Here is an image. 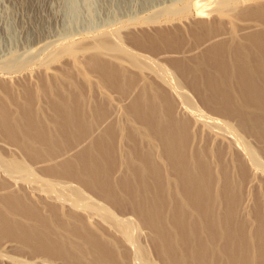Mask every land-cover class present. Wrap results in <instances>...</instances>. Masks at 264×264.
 <instances>
[{
    "label": "rangeland",
    "instance_id": "1",
    "mask_svg": "<svg viewBox=\"0 0 264 264\" xmlns=\"http://www.w3.org/2000/svg\"><path fill=\"white\" fill-rule=\"evenodd\" d=\"M157 1L0 0V264H166L194 207L264 264V0Z\"/></svg>",
    "mask_w": 264,
    "mask_h": 264
},
{
    "label": "bare ground",
    "instance_id": "2",
    "mask_svg": "<svg viewBox=\"0 0 264 264\" xmlns=\"http://www.w3.org/2000/svg\"><path fill=\"white\" fill-rule=\"evenodd\" d=\"M133 1V0H132ZM160 1V0H159ZM159 1H157V2H159ZM199 1V0H198ZM197 1V9L199 8L198 6H199V2ZM154 1H152V3H153ZM193 2V1H192ZM195 3H196V1H195ZM158 5V3H154V4H150V6H148L149 8H152V7H155V5ZM147 7V8H148ZM203 7V6H202ZM144 9H146V7L144 8ZM204 9L203 8H199V10H198V12L199 13H201V15H202V13H204ZM205 14H206V12H205ZM204 15V14H203ZM46 38V37H45ZM238 57H240L239 55H238ZM259 63H260V65H261V67H260V69L262 70V72H264V55L263 56H261L259 59ZM254 74H258L257 72H256V70H253L252 71ZM257 89V88H256ZM255 89V90H256ZM253 91H254V88H253ZM258 91V90H257ZM262 95H264V94H238L237 95V99H238V102H245V100H244V98L246 99V98H249L250 100H248V101H250V102H252V101H255V102H257V101H259V99H260V97L262 96ZM244 97V98H243ZM260 105H262L263 107H264V104H262V102L260 101ZM223 104V103H222ZM253 121H255V120H253ZM252 120H251V122L252 123H255L256 125L257 124H259L260 126H264V116H261L260 117V120H258L259 122H253ZM254 127H255V125H254ZM258 132H259V134H260V136H262V137H264V130L263 129H260L259 128V130H258ZM166 142H167V144H168V141H169V137L166 135V140H165ZM172 161V160H171ZM193 162V166L192 167H194V171L195 172H199L198 174H200L201 175V173L203 172V170H204V168L200 165V167H199V165H198V167H199V170H198V167L196 166V160L195 161H192ZM202 163V162H201ZM189 163H187V165H185L186 166V168L184 167V171L186 172V173H184V175L182 176L181 175V178L183 179V180H186V181H188V185H191V184H194L195 182H192L193 180L192 179H194V177H193V173H191L192 171H191V166H189L188 165ZM200 164V163H199ZM191 165V164H190ZM196 167H195V166ZM183 168V167H182ZM193 169V168H192ZM197 174V175H198ZM203 174V173H202ZM186 177V179H184V178ZM193 177V178H192ZM203 177V176H202ZM198 178H200L199 176H198ZM197 178V179H198ZM201 180H202V178H200ZM200 179H198L197 180V182L199 181L200 182ZM205 180H203L202 182H204V185L203 184H200V186H199V188L197 189V190H201L200 189V187H202V188H206V189H208L209 190V188H208V184H206L207 183V181H206V178H204ZM182 180V181H183ZM195 181V180H194ZM201 183V182H200ZM176 184H177V182H176ZM197 184V183H196ZM219 184V183H218ZM146 187H147V185H145ZM177 186H178V184H177ZM179 187V186H178ZM218 187H220V185L218 186ZM233 187H234V185H233ZM238 186H236V188H237ZM190 188H192L191 186H189V192L190 191H192ZM228 186H227V190H228ZM231 188H232V186H231ZM182 189V188H181ZM181 189H180V191L178 190V193L180 194H182V192H181ZM218 189V188H217ZM230 189V188H229ZM188 190V189H187ZM217 191V190H216ZM233 191V190H232ZM145 192H147V191H145ZM184 192V191H183ZM186 192V191H185ZM188 192V191H187ZM218 192V191H217ZM216 192V193H217ZM148 193V192H147ZM231 193V192H230ZM233 193H234V191H233ZM186 194V193H185ZM189 194L191 195V193H188V196H187V198H185L184 196H182V198L184 199V203L188 206V204L190 203V199H188V197H189ZM232 194V193H231ZM235 194V193H234ZM237 194V193H236ZM146 195V193H144V195L143 196H145ZM157 196V195H156ZM215 196V195H214ZM229 196H232V195H229L228 194V197ZM235 196V195H234ZM158 197V196H157ZM217 197H219V196H217ZM237 197V196H236ZM135 198V197H134ZM156 198V197H155ZM159 199H160V197H159ZM188 199V200H187ZM229 199V198H228ZM234 199V198H233ZM235 199H237V198H235ZM185 200H186V202H185ZM215 200V199H214ZM215 201H219V200H215ZM222 201V200H221ZM220 201V202H221ZM226 201V200H225ZM229 201V200H228ZM192 202V201H191ZM217 203V202H216ZM216 203H214V204H216ZM219 203V202H218ZM217 203V204H218ZM222 203V202H221ZM229 203H232V202H229ZM235 203H237V201L235 202ZM239 203V202H238ZM161 204V203H160ZM192 204H193V202H192ZM192 204L191 205H189V206H192ZM232 204H234V202L232 203ZM162 205V204H161ZM235 205V208L236 207H238V206H236V204H234ZM238 205V204H237ZM223 206V205H222ZM222 206H220V207H222ZM164 207H165V205H164ZM216 207V206H215ZM224 207V206H223ZM227 207H229V205L227 206ZM199 208L200 207H194L193 209L191 208V211H192V214L190 215L191 217H190V226H189V228H188V230H189V232H188V239L189 240H196L197 241V239H196V235H197V233H196V235H194V233L192 232V230H193V226L194 225H196L197 224V222H199L200 221V223H202L203 222V219H202V217H201V214L199 213ZM232 208V207H231ZM231 208H229V211H230V214L229 215H231L232 217L231 218H233L234 216L236 217V213H235V211H233V212H231ZM234 208V207H233ZM183 209V208H182ZM220 209H222V208H220ZM191 211H190V213H191ZM220 211H222L223 212V209L222 210H220ZM237 212V211H236ZM214 213V211L212 212V214ZM219 213V212H218ZM225 213V212H224ZM227 213V212H226ZM225 213V214H226ZM184 214V213H183ZM211 214V213H210ZM212 214H211V216H212ZM216 214V213H215ZM214 214V215H215ZM178 215V214H177ZM183 218H184V216L183 215H181ZM223 216V215H222ZM225 216V215H224ZM208 217V216H207ZM206 217V218H207ZM219 217V215L217 216V218ZM226 217H228V213H227V216ZM238 217H239V215H238ZM213 218H215V217H213ZM222 218V219H221ZM223 218H225V217H220V219L221 220H223ZM219 219V218H218ZM219 219V220H220ZM229 219V218H228ZM234 219H239V218H234ZM216 220V219H215ZM225 220H227V219H225ZM120 221V223H121V220H119ZM122 221H124V220H122ZM126 221V220H125ZM212 221V220H211ZM214 221V220H213ZM127 222V221H126ZM126 222H122V223H125V224H123V225H126ZM216 222H218V220L216 221ZM226 222V221H225ZM239 222V221H238ZM128 224H130V226L131 225H133L132 227H130L129 225H126V226H128V227H130V228H135V225L134 224H132L133 222H130V221H128L127 222ZM214 223V222H213ZM235 223V222H234ZM233 223V224H234ZM239 223H241V222H239ZM220 224H221V222H220ZM236 224V227H234V229H235V231L239 228V227H241V229H243L242 227H243V225H240V224H237V223H235ZM60 225V224H59ZM59 225H57V228L59 227ZM120 225V224H119ZM56 225H54V227H55ZM61 226H62V224H61ZM65 226V225H64ZM67 226V225H66ZM124 227V226H122L123 227V231H125V229L124 228H127V227ZM53 227V228H54ZM121 227V228H122ZM164 228H167L168 229V232H169V235L171 234V237H170V240L168 241V239H166V235H161L160 233H158V232H156V235H157V237L158 238H160V240H161V242H162V253H163V256L165 257V263L166 264H187L188 263V261L189 262H191V264L193 263V264H199V259H197L195 256H196V253H198V251H199V248H200V246H201V244H203V242H204V244H205V246L207 247V249H208V252L206 251V253H204L203 254V256L201 257V263L200 264H204V263H207V261L209 262V263H211V264H213L214 263V261L213 260H215L214 258H215V255H216V251H217V247L216 246H218L219 244L218 243H216V239H215V236L212 234H208L207 233V228H206V226L204 225L203 226V228H201L200 230H201V234L203 235V237H204V240L202 241L201 240V244L200 245H197V244H195L194 242H195V240H194V242L193 241H191L192 242V244L191 243H189V241H188V243L186 242V233L184 232L185 230H184V228H177L176 227V225H174V223H172V226L171 227H168V226H163ZM52 228V227H51ZM52 228V229H53ZM60 228H62V227H59V229ZM64 228V227H63ZM133 228V229H134ZM127 230V229H126ZM129 230V232H130V229H128ZM127 230V231H128ZM132 230V229H131ZM233 230V229H232ZM127 231H125V233L126 234H128L127 233ZM234 231V230H233ZM199 232V231H198ZM220 232H221V234H220V236H219V239L218 240H220L221 239V241L220 242H222L223 240H224V238H223V227H222V224H221V229H220ZM250 233H252V231L250 232ZM199 235V234H198ZM209 235V236H208ZM199 237H200V235H199ZM232 238V237H231ZM230 238V239H231ZM67 240L69 241H67L68 243H69V245L70 246H72L70 243H74V244H76V243H79L80 245H82V247H81V251H80V256H81V258L82 259H86L87 260V258L91 255L92 256V261H93V258L94 257H96L97 255L96 254H93L94 252H93V248H88L87 247V245H86V242L85 241H83V240H74V239H69V237L67 238ZM213 240V241H212ZM215 240V241H214ZM231 240H233L232 242H233V244H234V242L236 241V239H235V241H234V239H231ZM84 242V243H83ZM199 242V241H198ZM224 242V241H223ZM222 242V243H223ZM218 244V245H217ZM63 245V247H65L66 248V250L67 251H69L71 248H67L69 245H67V244H62ZM191 247H190V246ZM215 245V246H214ZM223 245V244H222ZM221 245V246H222ZM211 246V247H210ZM190 247V248H189ZM217 249H216V248ZM224 247V246H223ZM211 249V250H210ZM221 249H223V248H221ZM221 249L220 250H218L217 251V253L219 254V256L220 255H222L223 254V256H224V253H222L221 252ZM156 250L157 251H159V249H157L156 248ZM220 252L222 253V254H220ZM97 253L98 254H100V255H104V254H102V252L100 251V250H98L97 249ZM105 256V255H104ZM217 257V256H216ZM225 258H226V256H224ZM224 257H222V259L224 258ZM108 259H110L109 257H108ZM217 259V258H216ZM202 261H203V263H202ZM93 262H95V263H93V264H106V262H97V261H93ZM108 262H110V261H108ZM107 262V264H109ZM250 262V261H249ZM111 263V262H110ZM151 263V262H150ZM217 263V262H216ZM111 264H114V262L113 263H111ZM144 264V263H143ZM148 264V263H147ZM215 264V263H214ZM218 264H223V260H221L220 261V263H218Z\"/></svg>",
    "mask_w": 264,
    "mask_h": 264
},
{
    "label": "water",
    "instance_id": "3",
    "mask_svg": "<svg viewBox=\"0 0 264 264\" xmlns=\"http://www.w3.org/2000/svg\"><path fill=\"white\" fill-rule=\"evenodd\" d=\"M260 101L262 102V104H264V95H262L260 97L259 102ZM174 168L176 170V166ZM198 211L201 214L203 222L202 223L197 222V224L193 226L192 232L194 233V235H196V233L201 228H203L204 225L208 229V232H211V234L216 235L217 234L216 232H218L219 226L215 225V222L213 223L211 221L213 219L211 218L210 213L207 211V209H204V208H202V209L199 208ZM177 212L180 216L182 215V211L178 210ZM208 215H209V218H206ZM261 220H262V223L264 224V216H261ZM233 223H234V220H232L231 218H229V220H227L226 223L222 222L223 238L225 240H227V239H230L232 237L233 239L235 238L237 240V242H235V248H231V247L225 245L223 247V252L229 260L228 264H249V260L243 258L238 252V250L246 248L248 242L246 240V237L244 236V233H243L241 227H239L236 231L231 230L233 228V226H232ZM184 230H185L184 232L186 233V237H185L186 242L188 243V237H189L188 232H189V230L187 228H184ZM196 236H198V233ZM194 243H196V244L200 243L201 244V240H199L198 243L195 240ZM206 251L208 252L207 247L204 246L203 244H201L199 251H198V253H196V256H195L197 259H199V264L201 263V260H200L201 257L203 256L204 253H206ZM202 263H203V261H202ZM187 264H191V262L188 261ZM204 264H211V263H209L207 261V263H204Z\"/></svg>",
    "mask_w": 264,
    "mask_h": 264
}]
</instances>
